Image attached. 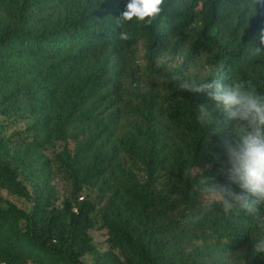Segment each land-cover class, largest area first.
<instances>
[{"label":"trees","instance_id":"obj_1","mask_svg":"<svg viewBox=\"0 0 264 264\" xmlns=\"http://www.w3.org/2000/svg\"><path fill=\"white\" fill-rule=\"evenodd\" d=\"M126 2L0 0V193L25 202L0 195V264H264L253 215L200 208L237 121L173 79L264 92V0H164L122 41Z\"/></svg>","mask_w":264,"mask_h":264},{"label":"clouds","instance_id":"obj_2","mask_svg":"<svg viewBox=\"0 0 264 264\" xmlns=\"http://www.w3.org/2000/svg\"><path fill=\"white\" fill-rule=\"evenodd\" d=\"M163 5L164 0H127L115 20L122 29L119 39L131 38L125 26L134 20L150 26L161 14ZM260 43L264 46V31ZM261 51L256 49L257 53ZM173 79L181 90L207 94L217 109L237 121L231 138L226 137L221 142L224 158L220 160L216 175L199 181L200 208L202 214L219 206L226 214L239 208L253 215L254 226L260 233L253 240V251L264 256V92L243 82L223 85L216 80H183L179 76ZM197 120L201 125L211 124L212 114L201 106Z\"/></svg>","mask_w":264,"mask_h":264},{"label":"rangeland","instance_id":"obj_3","mask_svg":"<svg viewBox=\"0 0 264 264\" xmlns=\"http://www.w3.org/2000/svg\"><path fill=\"white\" fill-rule=\"evenodd\" d=\"M172 65V64H170ZM57 190L60 192L61 188H60V184L57 183ZM0 195L3 198L8 199L11 203H13L15 206L22 208L25 206V202L17 197H11V196H7L4 192H1ZM92 236V240L93 243L97 246L98 249L103 250L105 248V244H104V234L103 232L100 231H93L91 233ZM84 261L89 262V258H85Z\"/></svg>","mask_w":264,"mask_h":264}]
</instances>
